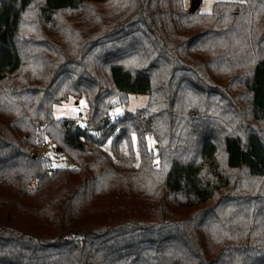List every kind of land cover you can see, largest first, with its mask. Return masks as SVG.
I'll list each match as a JSON object with an SVG mask.
<instances>
[{
    "label": "trees",
    "instance_id": "obj_1",
    "mask_svg": "<svg viewBox=\"0 0 264 264\" xmlns=\"http://www.w3.org/2000/svg\"><path fill=\"white\" fill-rule=\"evenodd\" d=\"M0 264H264V0H0Z\"/></svg>",
    "mask_w": 264,
    "mask_h": 264
},
{
    "label": "rangeland",
    "instance_id": "obj_2",
    "mask_svg": "<svg viewBox=\"0 0 264 264\" xmlns=\"http://www.w3.org/2000/svg\"><path fill=\"white\" fill-rule=\"evenodd\" d=\"M216 1L242 2L243 0H185V6L189 8H191L192 6H198L199 12L208 13L211 10L213 3ZM35 8L30 13L28 20L36 18L37 11ZM61 15L65 16L66 14L62 13ZM68 17L70 16H67L66 18ZM70 57H73V55H71ZM120 99L122 100L123 103H126L125 106L126 109L130 111H135L145 105L147 101V96L123 95ZM86 111H87V104L85 99L83 97L78 99L73 95H68L66 100L58 104H54L52 107V114L56 120L73 119L76 120L79 123V125L85 124ZM120 112H122V108L115 107L110 112L111 119H115L120 114ZM148 144L149 147H153L154 140L150 136L148 137ZM57 145H58L57 143L45 142L43 147V151L45 152L46 156L49 158L51 165L53 167L70 166L71 162L65 157L64 153L61 154L62 149ZM104 148L107 150L109 148L108 144H105ZM12 224H15V222H12Z\"/></svg>",
    "mask_w": 264,
    "mask_h": 264
},
{
    "label": "water",
    "instance_id": "obj_3",
    "mask_svg": "<svg viewBox=\"0 0 264 264\" xmlns=\"http://www.w3.org/2000/svg\"><path fill=\"white\" fill-rule=\"evenodd\" d=\"M195 7H197V6H192V7L190 8V10L192 11Z\"/></svg>",
    "mask_w": 264,
    "mask_h": 264
}]
</instances>
